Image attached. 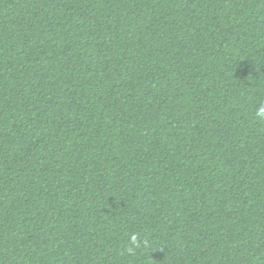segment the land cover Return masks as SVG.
Listing matches in <instances>:
<instances>
[{"label": "trees", "instance_id": "16d2710c", "mask_svg": "<svg viewBox=\"0 0 264 264\" xmlns=\"http://www.w3.org/2000/svg\"><path fill=\"white\" fill-rule=\"evenodd\" d=\"M260 104L264 0H0V264H264Z\"/></svg>", "mask_w": 264, "mask_h": 264}, {"label": "clouds", "instance_id": "9594fccd", "mask_svg": "<svg viewBox=\"0 0 264 264\" xmlns=\"http://www.w3.org/2000/svg\"><path fill=\"white\" fill-rule=\"evenodd\" d=\"M255 115L257 118L264 119V104H260L258 106ZM129 243L131 245V247L128 249L129 252H136L137 249L148 248L150 246L148 240L145 237H140V233L131 234Z\"/></svg>", "mask_w": 264, "mask_h": 264}]
</instances>
